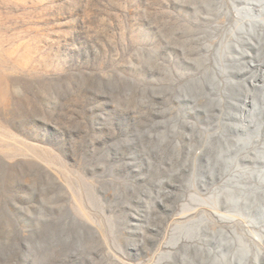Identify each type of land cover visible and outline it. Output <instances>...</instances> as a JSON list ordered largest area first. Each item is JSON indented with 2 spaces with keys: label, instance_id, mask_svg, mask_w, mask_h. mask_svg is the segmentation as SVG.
I'll return each instance as SVG.
<instances>
[{
  "label": "rangeland",
  "instance_id": "rangeland-1",
  "mask_svg": "<svg viewBox=\"0 0 264 264\" xmlns=\"http://www.w3.org/2000/svg\"><path fill=\"white\" fill-rule=\"evenodd\" d=\"M248 1L0 0V264H264Z\"/></svg>",
  "mask_w": 264,
  "mask_h": 264
},
{
  "label": "bare ground",
  "instance_id": "bare-ground-1",
  "mask_svg": "<svg viewBox=\"0 0 264 264\" xmlns=\"http://www.w3.org/2000/svg\"><path fill=\"white\" fill-rule=\"evenodd\" d=\"M239 29L241 32L255 36L259 40H264V0H252L248 1L242 8L237 9ZM264 74V71H263ZM252 87L260 88L263 91V101H264V76L262 85H257L256 83H251ZM252 96L248 95L246 101L241 107L243 115H251L249 107L252 105ZM263 108H259L262 110ZM243 130V129H241ZM264 215V210H263ZM224 232V231H223Z\"/></svg>",
  "mask_w": 264,
  "mask_h": 264
},
{
  "label": "water",
  "instance_id": "water-1",
  "mask_svg": "<svg viewBox=\"0 0 264 264\" xmlns=\"http://www.w3.org/2000/svg\"><path fill=\"white\" fill-rule=\"evenodd\" d=\"M263 203H264V201H263ZM260 212H261V211H260ZM261 217H264L263 212L261 213Z\"/></svg>",
  "mask_w": 264,
  "mask_h": 264
}]
</instances>
